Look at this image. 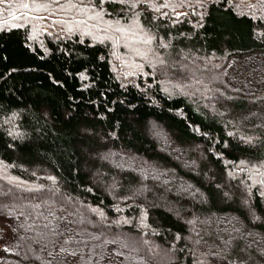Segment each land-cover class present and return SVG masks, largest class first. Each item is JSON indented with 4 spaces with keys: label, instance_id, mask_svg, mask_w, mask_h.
Here are the masks:
<instances>
[{
    "label": "trees",
    "instance_id": "obj_1",
    "mask_svg": "<svg viewBox=\"0 0 264 264\" xmlns=\"http://www.w3.org/2000/svg\"><path fill=\"white\" fill-rule=\"evenodd\" d=\"M0 4L7 17L25 3ZM121 7L101 6L152 33L174 65L171 82L190 83L178 67L186 57L212 62L211 83L201 100L166 92L160 70L125 85L107 44L78 34L37 43L29 25L4 24L0 215L12 247L0 248V264H197L195 254L264 264V19L233 0ZM85 207L110 224L92 213L86 221ZM120 218L130 224L112 223Z\"/></svg>",
    "mask_w": 264,
    "mask_h": 264
},
{
    "label": "rangeland",
    "instance_id": "obj_2",
    "mask_svg": "<svg viewBox=\"0 0 264 264\" xmlns=\"http://www.w3.org/2000/svg\"><path fill=\"white\" fill-rule=\"evenodd\" d=\"M20 1L27 3L26 0ZM39 1L41 2V8L39 9H35V6L38 4L34 3V9L32 11H29L32 7H21L22 9L17 7L20 10L14 9L13 14L10 16L2 17L0 14V29L5 28L4 24L6 26L29 25L30 39L37 43H41L44 36L58 41L78 34L83 37H88L94 42L107 44L110 48L113 70L125 85L137 84V82L140 83L142 80L146 82L147 74L149 73L151 75V72L148 71L149 69L152 71L160 70L162 77L165 79V82H162V86L166 92L174 91L175 93L188 95L201 100L202 90L206 87L205 84L207 82L208 84L211 83L203 76L205 73L213 71L212 62H204L196 58L188 59L186 57L182 58V62L178 64V67L180 66L183 74L191 72L193 78L190 80V83L186 86H179L176 82H171L173 79L168 78V76L171 75L170 70L174 72L172 69L174 65L172 63H166V61L157 55L152 33L139 28L136 18H132L127 22L122 19L111 18L105 15L103 11L100 12L97 8L90 10L91 4L86 1L81 5L73 4V2L78 0ZM233 1L238 9L249 12L257 19H264V0ZM51 4H55V8ZM0 5L2 7L5 6L4 4ZM12 16H15L16 19H12ZM81 21H84V23H81ZM117 28H121L124 31L118 32L116 30ZM210 80L213 83L215 82V78L213 77ZM210 88L211 91L220 92L213 85ZM208 100L212 101L213 95L207 96L206 101ZM0 173V176L3 178L6 177L4 169H0ZM110 188L113 189L114 187L111 186ZM140 192L145 193V189H141ZM3 193L6 196H13L10 190H5ZM141 193H137V195H143ZM16 196L20 197L19 193ZM85 209L89 212L83 210L84 214L82 212H78V214L86 219V221L87 214L92 213L102 223L110 224L104 216L97 213L94 209V211L90 207H85ZM112 223L122 225L130 224L123 218ZM139 228L141 229V227ZM206 231H208L207 227ZM141 241L143 247L149 251L151 256H156L159 259L163 257L158 248L149 239L144 237ZM131 244L136 245V241L131 240ZM11 247L10 230L0 215V248L10 249ZM201 257L200 254L194 255V260L197 264H204V260Z\"/></svg>",
    "mask_w": 264,
    "mask_h": 264
},
{
    "label": "snow or ice",
    "instance_id": "obj_3",
    "mask_svg": "<svg viewBox=\"0 0 264 264\" xmlns=\"http://www.w3.org/2000/svg\"><path fill=\"white\" fill-rule=\"evenodd\" d=\"M7 2H8V0H0V3H7ZM106 3L113 4V5L119 4L122 6L121 11H123L125 7L128 9H132V8L137 7L140 3H143V0H134V2H130V0H93V2L91 3L90 10H94L96 8H101V6H103ZM165 6L167 7V5H165ZM21 7L27 8V7H29V5L25 3V4H21ZM101 10L107 16L112 15L111 11H109L108 9L101 8ZM182 14L183 13H181V15ZM97 15H99V14H97ZM12 19H16V17L12 16ZM81 23H84V21H81ZM116 30L118 32L124 31L121 28H117Z\"/></svg>",
    "mask_w": 264,
    "mask_h": 264
}]
</instances>
